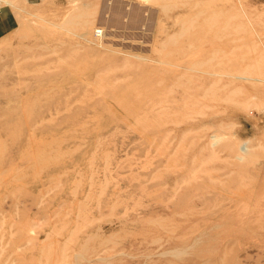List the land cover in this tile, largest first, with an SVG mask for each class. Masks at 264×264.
Masks as SVG:
<instances>
[{
	"label": "rangeland",
	"instance_id": "374dc122",
	"mask_svg": "<svg viewBox=\"0 0 264 264\" xmlns=\"http://www.w3.org/2000/svg\"><path fill=\"white\" fill-rule=\"evenodd\" d=\"M0 264H264V0H0Z\"/></svg>",
	"mask_w": 264,
	"mask_h": 264
},
{
	"label": "built area",
	"instance_id": "2783aa9c",
	"mask_svg": "<svg viewBox=\"0 0 264 264\" xmlns=\"http://www.w3.org/2000/svg\"><path fill=\"white\" fill-rule=\"evenodd\" d=\"M97 31H98V32H97ZM100 31H101V33H100ZM94 35H95L96 37L100 38V37L103 35V31H102V29H101V30H100V29H96Z\"/></svg>",
	"mask_w": 264,
	"mask_h": 264
},
{
	"label": "bare ground",
	"instance_id": "6f19581e",
	"mask_svg": "<svg viewBox=\"0 0 264 264\" xmlns=\"http://www.w3.org/2000/svg\"><path fill=\"white\" fill-rule=\"evenodd\" d=\"M101 30V29H100ZM98 32V31H97ZM100 33H101V31H100Z\"/></svg>",
	"mask_w": 264,
	"mask_h": 264
}]
</instances>
